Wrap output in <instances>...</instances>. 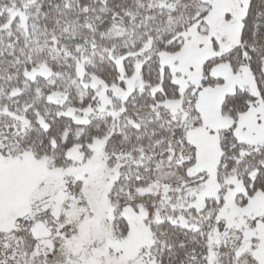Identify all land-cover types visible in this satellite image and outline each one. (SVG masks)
<instances>
[{"label": "snow or ice", "instance_id": "snow-or-ice-1", "mask_svg": "<svg viewBox=\"0 0 264 264\" xmlns=\"http://www.w3.org/2000/svg\"><path fill=\"white\" fill-rule=\"evenodd\" d=\"M0 264H264V0H0Z\"/></svg>", "mask_w": 264, "mask_h": 264}]
</instances>
